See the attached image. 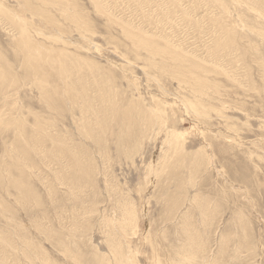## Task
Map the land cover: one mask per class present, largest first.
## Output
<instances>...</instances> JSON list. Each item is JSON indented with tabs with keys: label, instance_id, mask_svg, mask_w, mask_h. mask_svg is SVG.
I'll return each mask as SVG.
<instances>
[{
	"label": "rangeland",
	"instance_id": "1",
	"mask_svg": "<svg viewBox=\"0 0 264 264\" xmlns=\"http://www.w3.org/2000/svg\"><path fill=\"white\" fill-rule=\"evenodd\" d=\"M0 2L65 52L55 108L0 12V264H264V0Z\"/></svg>",
	"mask_w": 264,
	"mask_h": 264
},
{
	"label": "bare ground",
	"instance_id": "2",
	"mask_svg": "<svg viewBox=\"0 0 264 264\" xmlns=\"http://www.w3.org/2000/svg\"><path fill=\"white\" fill-rule=\"evenodd\" d=\"M61 1V0H60ZM63 1V0H62ZM100 1V0H99ZM215 1V0H214ZM59 2V1H58ZM65 2V1H64ZM63 2V3H64ZM68 2H69V0H68ZM220 3V2H219ZM69 4V3H68ZM4 4L2 3V2H0V12L1 13H5L6 15H7V17L9 16V18L13 21V23H15L16 24V26H17V28H18V30L20 31V37H19V40H18V42H16V46H17V48H18V50L21 52V54H22V57H24L23 59L25 60L24 61V63L26 64V65H28V67L32 70V75H33V78H34V81H33V83L37 86V88H39V89H41V90H44L45 91V93H44V97L47 99V100H50V101H46V103L47 104H49L50 106H52V107H54L55 106V108H57V106H58V101H59V97H60V92H58V93H55V94H53L52 92H51V89L52 88H55V90L56 91H59L58 89H57V87L55 86L54 87V85L49 81V75H47L44 71L45 70H48L47 68H46V66H48V67H50V69H52V70H54V72H55V74L56 75H58L60 78H62L63 79V77L62 76H64V74H65V65H64V51H63V49L60 47V46H57V47H55L56 46V44L55 45H53V46H51V47H47V46H43V44H40V43H38V42H36L37 40H35L34 38H33V36H32V34H31V31L30 30H32L31 29V26H29V22L27 21V19H23L22 17H20L19 16V14L18 13H16V12H13V13H11V12H7V11H5V9H7V8H5L4 6H3ZM28 5V4H27ZM50 5V4H49ZM64 6V5H63ZM5 8V9H4ZM70 8H71V6H70ZM76 9V8H75ZM70 10V9H69ZM31 11V10H30ZM36 12V11H35ZM37 12L38 13H40L38 16L39 17H42V20H44V23L45 24H48V23H55V20H54V18L52 17V16H49V14H50V12L48 11V10H46L45 8H43L42 7V5L41 6H39V8H38V10H37ZM71 12V11H70ZM78 12V11H77ZM66 14V13H65ZM4 16V15H3ZM44 16V17H43ZM71 19H73L74 20V22L76 21L77 23H81L80 22V20H81V16L79 15V14H74V15H72L71 16ZM33 22V21H32ZM57 22V21H56ZM12 24V23H11ZM14 24V25H15ZM32 24V23H31ZM86 24V23H85ZM13 25V24H12ZM33 25V24H32ZM81 25V24H80ZM51 26H53V25H51ZM57 26V25H56ZM41 28V27H40ZM84 28V27H83ZM35 30H37V28L35 29ZM34 31V30H33ZM38 31V30H37ZM59 31H61L60 29H59ZM58 32V31H57ZM59 33V32H58ZM58 33H54V34H50L49 33V35H47V38H49V39H52L54 42H62L63 41V43H64V36L62 35V32H61V34H58ZM38 34V33H37ZM44 35V34H43ZM46 35H44V36H46ZM30 36L35 40H32V39H30ZM129 36H130V34H129ZM141 39V41L145 44V45H147L148 47H150V44H148V41L146 40V39H144V38H140ZM142 44V43H141ZM45 45V44H44ZM59 45V44H58ZM44 47H47L46 48V51H45V49H44ZM152 47H153V49H151V51L153 52V53H155L154 54V56L155 55H157L158 53L156 52V49H157V46L155 47V45H152ZM146 49V48H145ZM166 50H169L170 51V49L169 48H167V49H163L162 48V51H166ZM150 51V50H149ZM160 52V51H159ZM168 56L170 57V58H172L174 61H178L179 62V58L175 55V53L173 52V51H170V53L168 54ZM43 62H54L55 64H52V66H51V64H47V65H43L44 63ZM43 63V64H42ZM52 67V68H51ZM178 72V71H177ZM6 67L5 66H2L1 64H0V85L2 86V87H4V83L6 82V80H5V77H6ZM178 74H179V76H180V74H181V72H178ZM190 79H191V81H190V84L191 85H193L195 88H200L201 87V85L203 84L202 83V81H201V78H198V76H197V71H196V69H195V67H192L191 69H190ZM8 76V75H7ZM65 77V76H64ZM8 78V77H7ZM182 78H184L185 80H187L188 81V77H187V75H184ZM71 79V78H70ZM184 80V81H185ZM186 82V81H185ZM65 85V84H64ZM69 90H70V93H72V94H76L77 95V99H80V100H82L83 99V96H82V93H81V91L77 88V86L74 84V83H72V84H69V88L67 87V90H66V95L68 96V98H69ZM65 93V92H64ZM42 95V94H41ZM17 99V98H16ZM85 99H83L81 102H85L84 101ZM92 105V102H91V100H88V102H87V104H86V106L83 108V110L84 111H89L90 109H91V107L90 106ZM190 105L192 106V107H195L196 106V102H194V101H192L191 103H190ZM74 106V105H73ZM70 107V106H69ZM196 109V108H195ZM2 116V114H1V112H0V117ZM56 118V117H55ZM18 119V118H17ZM20 122V121H19ZM15 123V122H14ZM22 123V122H21ZM1 124H3V123H1ZM17 124V123H16ZM17 126V125H16ZM54 126V125H53ZM51 127V126H50ZM52 128V127H51ZM17 130H19L18 131V133H19V135H20V137L21 136H23L22 138H20L19 140H18V142H20L23 138H24V136H25V138H24V140H25V143H27L28 142V139L29 138H27V132H26V130L23 128V127H20V123H19V126L17 127ZM54 130V129H53ZM44 131V130H43ZM49 131H50V129H49ZM39 132V131H38ZM37 132V134H39ZM57 132V131H56ZM59 134V133H58ZM177 138H179V136L178 135H175V137H174V139H173V142H176L177 143V141L178 142H180V140H178ZM54 144V143H53ZM59 145H60V143H59ZM13 146V145H12ZM61 146V145H60ZM59 146V147H60ZM57 147H58V145H57ZM59 147L57 148V149H59ZM176 147H178V148H183V144L181 143V144H176ZM14 148V147H13ZM177 149V148H176ZM13 150V149H12ZM21 150V149H20ZM26 149H24V150H21V151H25ZM55 150H56V148H55ZM21 159V158H20ZM196 164H198V162L196 163ZM199 167V166H198ZM80 172V171H79ZM4 173V172H3ZM194 173H195V171H194ZM6 177V176H5ZM10 177V176H9ZM0 181H1V178H0ZM86 210H88V208H86ZM126 211H128V209H125ZM127 213V212H126ZM128 214V213H127ZM107 225H109V224H107ZM126 225V224H125ZM135 226H136V224H135ZM118 243V242H117ZM120 248V247H119ZM118 247H116L115 248V250H120ZM113 251V250H112ZM189 256H190V254H189ZM189 256L187 257V259H186V261H188V262H190L191 263V261H190V259H189ZM121 258V257H120ZM39 260V259H38ZM193 260V259H192ZM47 261V260H46ZM129 261H131V260H129ZM126 264H128L127 262H126ZM192 264V263H191Z\"/></svg>",
	"mask_w": 264,
	"mask_h": 264
}]
</instances>
